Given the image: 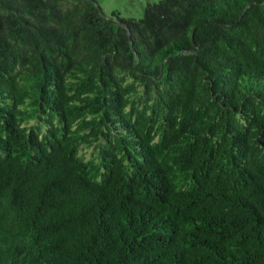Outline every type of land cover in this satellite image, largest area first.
<instances>
[{
  "label": "trees",
  "instance_id": "16d2710c",
  "mask_svg": "<svg viewBox=\"0 0 264 264\" xmlns=\"http://www.w3.org/2000/svg\"><path fill=\"white\" fill-rule=\"evenodd\" d=\"M0 264H264V0H0Z\"/></svg>",
  "mask_w": 264,
  "mask_h": 264
},
{
  "label": "rangeland",
  "instance_id": "374dc122",
  "mask_svg": "<svg viewBox=\"0 0 264 264\" xmlns=\"http://www.w3.org/2000/svg\"><path fill=\"white\" fill-rule=\"evenodd\" d=\"M109 19L117 13L123 19L141 20L148 4L161 0H95Z\"/></svg>",
  "mask_w": 264,
  "mask_h": 264
}]
</instances>
